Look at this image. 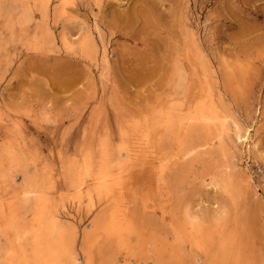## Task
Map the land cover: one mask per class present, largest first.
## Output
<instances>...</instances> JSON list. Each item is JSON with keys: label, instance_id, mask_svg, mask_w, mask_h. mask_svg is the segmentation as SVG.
Masks as SVG:
<instances>
[{"label": "rangeland", "instance_id": "374dc122", "mask_svg": "<svg viewBox=\"0 0 264 264\" xmlns=\"http://www.w3.org/2000/svg\"><path fill=\"white\" fill-rule=\"evenodd\" d=\"M0 1L14 8L12 23L4 12L0 15V201L14 202L22 231L31 227L35 196L43 194L59 226L72 230V264H107L111 254L117 264H141V255L149 254L147 264H152L151 251L170 264L155 248L172 241L167 211L173 203L179 220L203 225L216 239L240 224L245 250L254 264H264V0ZM21 11L30 15L26 22L18 18ZM205 91L211 98L206 95L205 101L214 104L223 123L220 139L185 157L173 156L170 141L161 146L164 156L157 146L151 154H137L133 142L117 152L119 120L150 116L169 98L191 105ZM196 136L191 133L187 142ZM103 140L112 160L121 161L127 172L115 197L95 195L90 201L85 188L81 194L74 189L70 172L76 173L87 148L96 161ZM161 161L173 174L177 168L191 169L181 173L180 182L166 173L172 200L163 219L166 201L159 202L163 187L157 186ZM112 170L118 175L116 167ZM23 189L32 191L24 195ZM75 195L80 199H72ZM116 204L128 206L138 226L129 247L147 238L134 256L124 249L117 253L106 241L84 246L86 232L98 234H93L94 220ZM20 235L28 258L30 237ZM9 238L0 232V264L11 258ZM186 250L196 255L194 264H211L202 251Z\"/></svg>", "mask_w": 264, "mask_h": 264}, {"label": "bare ground", "instance_id": "6f19581e", "mask_svg": "<svg viewBox=\"0 0 264 264\" xmlns=\"http://www.w3.org/2000/svg\"><path fill=\"white\" fill-rule=\"evenodd\" d=\"M13 1H16V0H13ZM41 1L42 0H40L38 2H41ZM8 2H9V0H8ZM11 2H12V0H11ZM7 4L3 5L2 2L0 1V15H1V12L2 13L4 12L6 19L9 22L11 21V23H12L13 20H11L10 17L12 15V12L14 11V8L10 7V5H7ZM46 4H48V3H46ZM60 5H63V4H60ZM29 8H30V6H29ZM49 8H47V9H49ZM63 10L65 11V9H63ZM63 10H62V12H63ZM26 12H27V10H26ZM49 12L50 11H48V13ZM44 13H45V11L43 12V14ZM29 16L26 15V13L24 11H21L18 18H19V20L21 19V20L25 21L27 19V17H29ZM0 17H2V16H0ZM17 24H19L18 21H17ZM6 27H8V26H6ZM21 31H23V30H21ZM49 31H50V29H49ZM85 38L87 39V37H85ZM85 43H83V44H85ZM91 45L96 47V44L94 45V43L90 44V46ZM84 48H85V46L83 47V50H84ZM92 48H90V49H92ZM90 49L86 48L87 51ZM91 53L92 52H90V54ZM181 67L183 68V66H181ZM182 70H184V68ZM105 76H106V74H105ZM183 78H185V77H183ZM179 83H181V82H179ZM174 90H176V88ZM185 91H186V89H184V92ZM202 94L203 95L194 98L191 105L184 104L182 101L185 102V99L173 102V101H171V98H169V99H167L168 100L167 103H165L162 106H160L159 108L153 110V112L150 114V116L147 115V116H141L138 118L137 117L135 118L134 116H132L129 120L127 118L128 121H126V122H124L123 120H119L118 121V123H119L118 129H119V134L121 136L122 141H121L120 145L117 147V152L119 153L121 150H125V149L128 150V147L131 146V143L133 142V143H135V145L137 147V152L143 151V152H147V153L150 152V154H151L154 152L153 147L157 146V149L160 150V154H161L160 156H162V155L164 156L166 152L164 149H161V146L163 145L164 142L170 141V144H171V142H172V144H174V146H173L174 149L172 152L173 156H175V157L176 156L177 157L178 156L179 157L184 156L185 157V155L192 152V150L194 148H202V147L209 146L214 139H216V138L220 139L221 138V131L223 129L222 128L223 123L218 121L219 117H218V114L216 112L214 104L205 101V98L208 96V92L205 91ZM209 99H211V98L209 97ZM44 116H46V118L48 117L45 114H44ZM223 119H224V117H223ZM191 133H194L197 136L193 141L191 140V142L189 141L190 143H188L187 139H189L188 136ZM246 133L249 134L248 132H246ZM236 134H238V133H236ZM236 136H237L236 138H238V139L241 137V135H239V134ZM167 146H169V145H167ZM99 147H100L99 155H98V158L96 161H94L95 157H94L93 151L91 149L87 148L84 151L82 161H81L78 169L76 170V173L70 172L71 173L70 175L73 176V179L76 178V180L73 181L74 189L77 190L78 194L79 193L81 194V189L85 188V195L90 201L93 200L95 195L99 196V197L103 196L104 199L107 197H109V198L115 197L116 196V190L115 189L118 186V184H120V178L122 176V179H123V175L127 172L126 171L127 170L126 165H124L119 160H116V161L112 160L113 152L110 149V147L108 146L107 141L103 140L102 142H100ZM197 151H198V149H197ZM224 151L225 150H223V153H224ZM135 152H136V150H135ZM13 154H15V152ZM137 154H139V152ZM169 155H171V154H169ZM168 156H167V158H168ZM138 157H139V155H138ZM217 157H218V155H217ZM220 157H221V155H220ZM233 158H230V159H233ZM19 159H20V157H19ZM130 159L133 160V158H130ZM171 159H172V157H171ZM223 159H225V158H223ZM177 160H178V158H177ZM170 161H168V162H170ZM219 161H221V160H219ZM2 162L3 161L0 160V163H2ZM17 162H18V160H17ZM166 164H167V162H166ZM183 164H185V163H183ZM196 164H197V162H196ZM215 164H217V163H215ZM176 165H179V164H176ZM186 165H188V164H186ZM205 165H206V163L203 166L205 167ZM159 166H160V168H159L160 169L159 170L160 175L159 176L161 178V181H160V178H158L159 181L157 183V186L161 187V185H162L163 188L161 187L162 188L161 191L158 190V192H159L158 195H160V196H158V199H159V202H161V203L164 200L166 201V202L162 203V206H161V208H162V211H161L162 217L161 218L163 219L164 218L163 215L166 213L165 205L167 204V202L172 200L170 198L169 191H168V189L170 187L171 179L167 178L168 174H166V173L169 172V174L170 173L173 174V172H172L173 169L171 170V172L168 171L167 170L168 167L165 165V162H162V161H161V163H159ZM113 167H116L119 170L118 175L113 173V170H112ZM179 167H180V165H179ZM203 168L201 167V171L204 170ZM188 169L189 168H183V169L177 168L174 171L173 180H175V182H180V180H182L181 179L182 178L181 173L183 171L187 172ZM189 170H191V169H189ZM226 171H227V169H226ZM24 172H25V170H24ZM203 173H204V171H203ZM208 173H209V170H208ZM199 174H200V172H199ZM23 177L27 180V178H26L27 176L25 173L23 174ZM190 177H192V176H190ZM193 177H195V176L193 175ZM184 179H185V177H184ZM184 179H183V183H184ZM188 181H190V180H188ZM245 181L247 183V180H243V182H245ZM176 184L177 183H175V185ZM149 188H150V186H149ZM134 189H136V188H134ZM173 189H174V187H173ZM176 189H177V187H176ZM29 191H32V190L23 189L22 193L25 195V194L29 193ZM79 196L80 195H75L74 197L72 196V199L77 198L79 200L80 199ZM133 196H134V198L136 197L135 195H133ZM99 197H98V199H99ZM134 200H136V202H137V197ZM61 201L63 202V200H61ZM138 202L136 203V205L138 204ZM144 202H147V201H144ZM175 203H176V201H175ZM119 205L120 204H116L114 206L112 205L108 209L106 208V206L103 207V208H106L107 211L104 210L102 212L103 213L102 216L100 218L94 220V224H93V229H94L93 234H94V232L98 233V234L89 236L90 232H86L83 236L84 246H85V244H88L89 242L98 244L99 242L102 243V242L106 241L112 247L114 246V249L116 248L115 250L117 253H118V251L124 249V250H126L127 254L129 253L133 256L136 255L139 248L146 246L147 238H144V239L139 238V241H138L137 245H135V247H133V248L129 247L130 241H128V240H129L130 236L133 235V233L136 234V227H138V226H136V227L134 226L133 220L135 219V217L133 219L132 216L129 214L128 206L119 207ZM107 206H108V204H107ZM100 210H101V207H100ZM100 210L98 209V211H100ZM130 210H132V209H130ZM146 211H147V209H146ZM174 211L175 210L173 207V203L172 204L170 203V208L168 209L167 212L169 213L168 227H169L170 233L172 234V241L169 243V246H163L162 245L159 247L156 246V248H155V250L158 254H165L167 256V258L170 261V264H194L193 259L195 258L196 255L195 254L194 255L193 254L192 255L187 254L188 250H186V248H188L191 252L192 251L198 252V250L202 251L211 264H254L255 260L252 258L251 253L247 252L248 249L245 250L246 246L243 244V240H241L239 238V232L241 230L240 224L236 223V225L233 227V229H231L227 232H225V230H223L222 231L223 233L220 235V237L219 238L217 237L218 239H216L214 237L215 235L213 236V234L206 231L205 228H204V230L202 229L203 225H202V227H200L198 224L193 223L192 221H190L187 218H185L186 219L185 221L179 220V216H176ZM132 212H134V211L132 210ZM135 212H134V215H136L138 213V212L137 213H135ZM56 215L57 214L53 213L52 211L49 212V206L47 205L46 197L43 194H37L35 196V202L33 204V214H32L31 227L26 231H22V228H21L22 226H21V223L18 219L17 208H16V205L14 204V202L11 200H9L7 202L0 201V226H1L0 232L2 235L6 236L7 238H9V235H12V242L9 241V244H12V245H10L8 247V252L10 253L11 258L9 259L7 264H20V262L22 263V260L24 261V264H68V263L72 264L73 262H75V258L72 254V251H73L72 250V241H73L72 238L73 237L72 238L70 237V234H72L71 233L72 230H69L65 226H59L58 217ZM141 218H140V220H141ZM69 222H71V221H69ZM159 222L161 224V221H159ZM189 225H190V228L188 229ZM149 228H147V230ZM164 228H165V226H164ZM161 230H162V228H161ZM164 230H166V228ZM25 232L27 235H29L30 243L32 244L30 256L28 258L26 257L27 253L25 252V250L23 249V246L21 245V243L23 244V242L21 241V238L23 236L20 234H24ZM139 235L137 237H139ZM141 239H142V241H141ZM166 240H167V238H166ZM149 241H150V238H149ZM150 243H152V242H150ZM14 244H16V245L14 246ZM82 245L83 244H81V246ZM147 246H148V244H147ZM149 246L152 247V245H149ZM154 247H152L153 251H154ZM141 251L139 253H141ZM107 252H109V251H107ZM110 252H112V250H110ZM147 253H148V251H147ZM98 254L101 255V253H98ZM109 254L107 253V255H109ZM96 255H97V250H96ZM114 255H116V254H114ZM151 255H152V259H151L152 262L150 261V263L162 264V261L160 259H163L164 257L160 258V256H157V254H155L152 251H151ZM104 256H106V255L104 254ZM111 256H113V255L111 254L110 256H108L107 264L108 263L109 264H117L118 261L115 262L114 261L115 257H111ZM141 256H142L141 264H147V260H148V258H150V255L148 254V255H141ZM190 257H192V258H190ZM188 259H189V261H187ZM90 260H91V258H90ZM165 260H167V259H165ZM100 262H101V260H100ZM130 263H131V261H130ZM87 264H90V263L87 262Z\"/></svg>", "mask_w": 264, "mask_h": 264}]
</instances>
